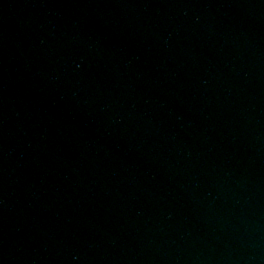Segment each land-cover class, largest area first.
<instances>
[{"label": "water", "instance_id": "obj_1", "mask_svg": "<svg viewBox=\"0 0 264 264\" xmlns=\"http://www.w3.org/2000/svg\"><path fill=\"white\" fill-rule=\"evenodd\" d=\"M0 264H264V0H0Z\"/></svg>", "mask_w": 264, "mask_h": 264}]
</instances>
